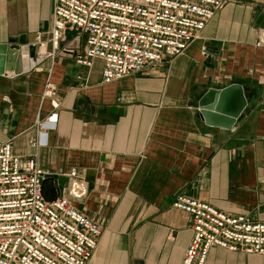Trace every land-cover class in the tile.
I'll return each mask as SVG.
<instances>
[{
  "label": "crops",
  "instance_id": "crops-1",
  "mask_svg": "<svg viewBox=\"0 0 264 264\" xmlns=\"http://www.w3.org/2000/svg\"><path fill=\"white\" fill-rule=\"evenodd\" d=\"M51 0H0V45L47 32ZM264 0H224L200 39L180 56L110 84L102 63L77 65L85 38L63 35L66 51L17 60L0 76V145L36 155L37 167L67 197V175L88 185L73 206L102 227L89 264H181L192 232L171 207L178 194L230 216L264 224ZM73 35V36H72ZM216 50L210 57L208 48ZM241 87L246 107L232 127H209L197 103L209 90ZM55 90V112L44 97ZM56 114L46 145L36 124ZM205 264H264V257L209 250Z\"/></svg>",
  "mask_w": 264,
  "mask_h": 264
},
{
  "label": "built area",
  "instance_id": "built-area-1",
  "mask_svg": "<svg viewBox=\"0 0 264 264\" xmlns=\"http://www.w3.org/2000/svg\"><path fill=\"white\" fill-rule=\"evenodd\" d=\"M47 32L18 45L19 58L43 61L70 51L62 49L67 30L84 36L77 65L90 68L102 63L101 83L110 84L136 75L182 55L200 39L206 23L224 0H51ZM257 47H264V31ZM44 49L41 52V49ZM44 97L53 112L60 103L47 87ZM56 114L36 124L30 145L36 151L46 145V132L55 129ZM46 173L37 167L36 155L21 159L11 142L0 145V264H89L102 227L72 204L84 199L87 183L76 171L67 177V197L46 202L41 183ZM173 209L189 216L191 242L181 264H205L210 249L264 257V224L244 216H230L209 204L176 195Z\"/></svg>",
  "mask_w": 264,
  "mask_h": 264
},
{
  "label": "water",
  "instance_id": "water-1",
  "mask_svg": "<svg viewBox=\"0 0 264 264\" xmlns=\"http://www.w3.org/2000/svg\"><path fill=\"white\" fill-rule=\"evenodd\" d=\"M210 57L216 56V50L208 48ZM19 59L18 48L11 44L0 45V76L5 74L6 64L15 65ZM246 99L241 87L231 85L221 90L209 89L198 101L199 115L209 127L230 129L246 107ZM41 194L48 203L60 196L57 183L45 176L41 183Z\"/></svg>",
  "mask_w": 264,
  "mask_h": 264
},
{
  "label": "bare ground",
  "instance_id": "bare-ground-1",
  "mask_svg": "<svg viewBox=\"0 0 264 264\" xmlns=\"http://www.w3.org/2000/svg\"><path fill=\"white\" fill-rule=\"evenodd\" d=\"M43 48L40 50L41 52H43ZM20 60H30L29 58H27L26 56H22L21 58H20Z\"/></svg>",
  "mask_w": 264,
  "mask_h": 264
},
{
  "label": "rangeland",
  "instance_id": "rangeland-1",
  "mask_svg": "<svg viewBox=\"0 0 264 264\" xmlns=\"http://www.w3.org/2000/svg\"><path fill=\"white\" fill-rule=\"evenodd\" d=\"M73 36V35H72Z\"/></svg>",
  "mask_w": 264,
  "mask_h": 264
}]
</instances>
